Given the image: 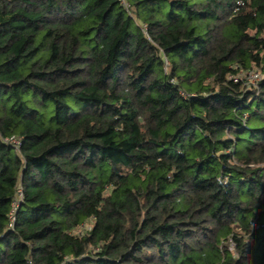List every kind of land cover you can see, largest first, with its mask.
I'll list each match as a JSON object with an SVG mask.
<instances>
[{
	"label": "trees",
	"instance_id": "obj_1",
	"mask_svg": "<svg viewBox=\"0 0 264 264\" xmlns=\"http://www.w3.org/2000/svg\"><path fill=\"white\" fill-rule=\"evenodd\" d=\"M127 2L0 0V264H264V0Z\"/></svg>",
	"mask_w": 264,
	"mask_h": 264
},
{
	"label": "built area",
	"instance_id": "obj_2",
	"mask_svg": "<svg viewBox=\"0 0 264 264\" xmlns=\"http://www.w3.org/2000/svg\"><path fill=\"white\" fill-rule=\"evenodd\" d=\"M117 1L125 9V11L129 10V4H128L127 0H117ZM244 75L250 82L252 81L251 83H254L255 81H258L260 79V74L256 70H250V71L246 72ZM3 141L5 143L14 145L15 147H18L20 145L19 140L14 136L4 138ZM21 196H22V193H21V189L19 188V189H17L15 199L12 202V210H11V214H10L11 223H12L13 218H14L13 212H14L15 208L17 207L19 199L21 198Z\"/></svg>",
	"mask_w": 264,
	"mask_h": 264
},
{
	"label": "rangeland",
	"instance_id": "obj_3",
	"mask_svg": "<svg viewBox=\"0 0 264 264\" xmlns=\"http://www.w3.org/2000/svg\"><path fill=\"white\" fill-rule=\"evenodd\" d=\"M252 82V81H251Z\"/></svg>",
	"mask_w": 264,
	"mask_h": 264
}]
</instances>
